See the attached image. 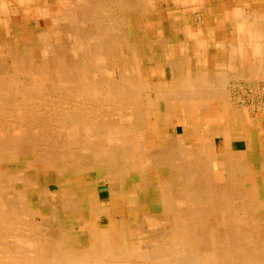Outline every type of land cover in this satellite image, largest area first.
<instances>
[{
  "label": "bare ground",
  "instance_id": "6f19581e",
  "mask_svg": "<svg viewBox=\"0 0 264 264\" xmlns=\"http://www.w3.org/2000/svg\"><path fill=\"white\" fill-rule=\"evenodd\" d=\"M25 1L30 2V0ZM138 1L139 0H135L136 4L129 7L133 8L132 12L134 16L132 20L135 25L134 30L136 35H144L154 39L158 34L156 35V30L153 29L154 27L152 26L157 25L146 24L143 19L148 13L152 16L154 14H161L162 11H159L158 8L154 7L155 9H153L147 7L145 4H141L144 3L141 0L137 5ZM61 4L62 7L55 12L54 18L49 19V17H47L48 21L44 27H47L48 30L44 31V33L42 32L43 34L41 35L39 34L36 39L40 44L39 51L42 57L40 60L36 61L37 63L32 62V64L35 63V65L40 67V71L38 70V74L40 75L38 80L35 82H28L29 80H26V77L19 80V77L17 78L16 75L5 77L4 80H2V77L0 78V119H13L12 117L11 119L9 118L13 116L11 112L14 110V106H27L30 101L32 102L34 100L42 106L41 114H37V118L35 119L37 122L35 125L37 126V130H39L37 134L39 133L42 139L49 134L53 137L64 135L69 138L70 133L74 134L76 129L72 118L63 117L55 119V117L51 116V120H46V118L41 117L46 104L55 108L59 105L58 103L61 102L65 103L67 108L71 110L77 107H86L88 109L90 106L95 107L99 105L101 108H105V110L102 109L103 111L101 110L102 112L100 113L101 116H104V118H102L104 121L103 127H94L91 124V120H83V125H85L86 128L84 129L86 135L81 139V143L78 144L77 149H69L68 163L80 160L86 161L87 163L93 162V164L100 166L104 164L103 167H105L106 172L102 176V182H106L109 185L110 191L109 202L104 204L103 207L106 213V215H104L106 216V226L104 229L99 228L98 220L101 216V207L97 200L98 197L96 198L88 193V183L90 184V182H93L95 179L91 176L93 171L87 165H84L82 168L77 165V167H72L71 165L75 180L74 185L76 187L73 191L75 192V189H77V191L83 195L82 202L86 201L83 207L85 213L81 215L82 218L74 215L77 213L75 204L78 201L72 199L73 193L66 191L67 193L63 194V196H65L63 201L71 207L74 213L73 215L78 217L77 221H79V224H83L78 227L73 226L72 229L76 230V233L79 235L86 236V243L80 244L79 246L70 244L71 237L76 235L62 230L60 222L52 221L43 224L45 225V230L43 232V237H40V239L42 240V238H44L47 244L46 249L42 247V251L45 250L44 254L39 255L38 251L34 250V246L27 247V244H25L23 247H20L21 245L18 246L17 243L13 242L16 238L17 231L16 229L10 231L14 224L13 221H9L10 219L7 218L11 214V210L10 214H8L9 212L6 213L0 209V236L3 233L4 237H14L11 243L12 247H10L8 243V250L13 253L7 254L6 249L3 254H0V264H232L231 262H234V264H264V158L262 157L263 160L260 163L258 162V167L254 165L240 167L238 163L234 164V162L238 160L241 161V158H248L250 155L246 153L235 155L225 154L222 156L221 160H217L216 155L209 153L211 151L209 145L205 144L202 139L201 142L198 143L197 150L191 148L192 142L196 141V138H193L196 137V135L191 136L185 134L186 128L184 130V135L181 134L183 136L171 137L169 139L167 138L168 136L163 137V142L161 143L162 150L154 154L153 149L157 148V138L155 134L165 132L162 126H172L170 125L169 111L176 108L183 110L184 104L187 102L186 95L179 90L176 93L157 94L155 98H151L150 95L144 96V91L150 87H148V83L145 81L146 78L143 73L141 74L140 68L137 66V59H140L139 55L132 54L129 58L123 60L121 54L117 53L116 50L118 42H120L121 39L120 36L124 30L122 29L123 21L121 13L122 11L124 12V9L125 12L130 10L122 5L121 0H67V2H62ZM81 14H84L82 20L85 19V23L82 25L77 23L79 20L78 17ZM37 15L45 17L46 11L41 10ZM62 23L68 25L65 27L68 28L67 41L70 44L69 47L72 55V61L70 63L72 64V68L68 67L67 69L64 68L65 66L61 65L60 62L59 51L61 49V38H59L58 35L56 36V33H54L55 35H50L49 30L50 28H57L58 24L61 25ZM260 25L258 24V27ZM78 26L81 27V30L78 29ZM131 42L133 41L131 40ZM149 42L150 44L154 43V40ZM127 43L129 44V42ZM21 45L22 44L19 46ZM133 46L131 45L132 48H134ZM188 47L187 49H189ZM130 49L128 52L131 53ZM24 58L23 60H25ZM182 62L183 61L180 59L178 62L176 61L173 63V69L181 71ZM147 63L149 69L155 67L152 57L148 58ZM32 64L29 63L26 67L22 65L20 67H14L18 70L14 69L13 73L21 75L22 72L20 69H23L24 72H28ZM245 64L246 63H244V65ZM0 65L3 66V64ZM142 65H144V63ZM110 68L115 69L112 71V74L116 73L115 77L107 74L105 75L104 72L108 73V69ZM94 73H103L102 79H95ZM181 79L182 73H179L177 77L173 76L171 85H179L180 89L183 85L182 83H184V80L182 79V81ZM246 79L247 78H245V80ZM19 91H21V93ZM97 91L98 99L91 100L92 97L96 98ZM16 92L20 94L18 95ZM191 92L194 93L192 95L190 94L191 97L188 102H192L197 106L198 100L202 98L200 97L201 93L195 90ZM67 94L70 99L66 103L63 97L65 98ZM56 97H58L57 100ZM77 102L80 104L78 105ZM158 102L164 103V110L162 112L159 111L160 107L158 106ZM166 109L168 110L166 111ZM159 112L162 115H160ZM31 117L33 116H30V118ZM159 118L162 122V126H159L160 130H157L154 128V122L151 121H155V119L159 121ZM198 118L200 119V117ZM17 119L14 120L17 121ZM115 121H117V123ZM180 121L179 119L178 122ZM140 124L145 127L143 131L139 130L141 129ZM26 128V131L25 128L24 131L22 130L23 135H25V132L31 131L34 127L27 125ZM195 128L194 126L190 134L192 132L194 134L195 132L197 133V129ZM22 132L14 131V135H20ZM1 134L8 135L9 132L7 131ZM47 138L48 137H46V139ZM91 138L100 139L102 142L101 148L91 147L89 143ZM159 141H161V139ZM53 142L54 145H56L57 142L54 140ZM77 142L78 141L68 140L65 144L63 143V146L70 148L72 145L75 146ZM29 143H31V140ZM57 145L59 144L57 143ZM144 147L148 149L149 153L154 154V156L150 158L151 165L148 167L151 169L155 166V171L162 169L170 175H175L178 178L176 182L171 181L172 183L170 184H167V182L161 185L158 184L160 181L159 179H161L160 177L151 179L146 172L143 173L139 154L142 153V148ZM260 152L261 156L264 155V146ZM50 155L52 156L53 154ZM47 157L46 155L41 157L43 168L46 169L48 168ZM53 160L54 158L52 161ZM131 173L135 174L137 177L136 181L133 183V189L136 188L135 192H139L141 189L144 190L150 185L153 186V184L160 187L157 188L160 189L162 193L163 211L161 213H163L164 218L162 221L161 219L156 221L153 218L157 224L155 221H150L140 216L143 213L140 208L138 212L135 211L137 212L135 215L136 217H134L135 221L129 222L128 219L133 218L131 214L134 215V212H131L132 210L130 208L135 206L131 205L132 202L128 201L124 194L125 192H122L126 177ZM53 174H58V172H54ZM95 184L97 183H94V185ZM258 186L260 188L259 190L262 192L261 195V192H257ZM173 188H176L175 193L178 195V202L171 198ZM115 191H117V194ZM127 191L128 189L126 192ZM36 193H38V191ZM150 200L148 201L151 202ZM124 204L125 206L127 204L129 206L131 205V207L129 208L128 206L129 209L124 210ZM137 206H139L138 203ZM32 208L33 207H31V209ZM24 212L25 210L23 213ZM83 218L86 220H83ZM29 224H31V222ZM160 227L165 228L163 229V235H167L165 239L168 240V243L158 241L156 234L160 231L155 230ZM64 228L65 227H63V229ZM48 229L51 234L53 232L54 236H57L58 239H53L54 236L52 238L51 236H46L47 233H50L47 231ZM48 240L50 242H48ZM194 248L199 252L196 250L194 252Z\"/></svg>",
  "mask_w": 264,
  "mask_h": 264
},
{
  "label": "rangeland",
  "instance_id": "374dc122",
  "mask_svg": "<svg viewBox=\"0 0 264 264\" xmlns=\"http://www.w3.org/2000/svg\"><path fill=\"white\" fill-rule=\"evenodd\" d=\"M141 1L144 2L141 4H145L149 8H153V9L158 8L159 11L160 10L162 11L161 14H154L152 16L150 15V13H148L143 19L144 23L149 24V25H155L157 23V25H159V26L158 27L152 26V27H154L153 29L159 28V30H160L162 28V30L165 31V32L163 31V33H165V37L168 39L171 38V35H174V39L179 38V34H176V32H175V34H176L175 35L174 33L170 34V31H168L169 28L173 29L174 27H173V25H170V23H169L170 20L168 19L167 16H175L177 14V12L166 11L164 9L165 3L163 0H155L154 2H149V0H141ZM62 2H67V0H62V1L45 0L39 4L34 3V7L38 6V8L32 7L29 9L28 8L25 9V8H21L22 6L27 5V4H25V2H22V0H8L7 2H5L6 8L3 6L2 10H1V4L2 3L0 2V30H1L0 31V64H3V66H4L3 67L2 65H0V70H1L0 71V78L2 77V80H4L5 77L11 76V75H16L17 78L19 77L18 78L19 80L23 79V77L24 78L26 77V80L27 79L29 80L28 82H35L36 80H38V78L40 76L38 74L40 71V67L35 65V63H37L36 61L40 60L42 56H41V52L39 51L40 50V44H39V42H37L36 39H37V36L39 34L41 35L44 33V31L48 30L47 27H44V25L48 21L47 17H49V19L54 18L55 12H57L62 7V4H61ZM139 2H140V0L137 2V5L139 4ZM9 3H11V4H9ZM121 3L124 7H127V8H129L133 4H136L135 0L134 1H132V0H121ZM29 5L31 6L32 4L30 3ZM7 6H8V8H7ZM129 9H130L129 11L128 10L126 11L127 13L125 12V9H124V12L122 11V13H121V18L123 21L122 29H124V30H123L122 35L120 36L121 39H120V42H118V46L116 47V50H117V53L121 54V56L123 57V60L126 58H129V56L132 54L139 55L140 59H137V61H138L137 66H138V68H140L141 74L143 73L144 77L146 78L145 81L148 83V87H150V88L146 89V91H144L143 94H144V96L150 95L152 98H155V95L158 94L159 91L156 90V88L154 87V84L156 85V83L157 82L159 83L160 81H166V80L170 81L171 80L169 68H166L165 74H160V71H159L163 68V66L165 64L162 62L163 59L161 58V54H160L161 49L163 48V47H161V45H166L165 46L166 50H172V46H171V44L169 46L167 43L165 44V41L163 42V44H161L157 40V37L155 38L156 40H154V43L150 44L149 41H151L152 38H150L148 36L146 37L144 35L137 36L136 32L134 30L135 25H134L133 20H132L133 19L132 17L134 16V13L132 12L133 8H129ZM41 10L46 11V16H45L46 18L44 16L37 15L38 13H40ZM197 15H198V13L195 12L194 16H197ZM82 18H84V14H81L78 17L79 20L77 23L80 25L85 23V19L82 20ZM161 19L163 20V24H161V22H160ZM65 26H68V25H65L62 23L61 25L58 24L57 28H50L49 30H50V35H55L54 33H56V36L58 35L59 38H61V41H62L61 45H60L61 49L59 51L60 62H61V65L65 66L64 68L67 69L68 67L72 68V64H70L72 61V55H71L70 47H69L70 44L67 41L68 40L67 39V37H68V35H67L68 30L67 29L68 28ZM80 28L81 27L78 26V29H80ZM142 36L144 37V39ZM153 37H155V36H153ZM130 38H132V39H130ZM131 40L133 42H131ZM138 41L140 43L142 42L141 44L143 46ZM127 42H129V44ZM20 44H22V45L19 46ZM133 44H134V46H133ZM63 45L65 46V48ZM131 45L134 48H132ZM210 46H212L211 43L209 44V48H210ZM28 48L30 51L28 50ZM31 48H32V50H31ZM130 48H132V49H130ZM129 49H130L131 53L128 52ZM20 56H21V60H20ZM150 57H152V60L154 61V65L155 64L157 65L156 67H154V69H149L147 60ZM23 58L25 60H23ZM142 58H143V61H142ZM63 60H65V61H63ZM247 60L249 61L250 59L248 58ZM210 61H211L210 66L212 67L213 66V64H212L213 60L211 59ZM32 62H35V63L32 64ZM249 62L251 64L254 63L253 67H254V70L256 71L258 69V65H260L262 62H264V57L263 58H253ZM29 63L32 64V67L30 68V70L28 72H24L23 69H20V71L22 72L21 75L13 73L14 72L13 70L16 69L14 67H17V66L20 67L21 65L26 67V66H28L27 64H29ZM143 63H144V65H142ZM158 68H160V69H158ZM16 70H18V69H16ZM114 70H115L114 68H110V69H108L109 74L107 72H104V73H105V75L107 74L109 76L111 75V76L115 77L116 73L112 74V71H114ZM16 72H18V71H16ZM94 75H95V79H102L103 73L102 74L94 73ZM247 79L245 80L244 77L243 78L237 77V79H234L233 80L234 82L232 81L230 83V87L228 88V89H230L229 90V97L231 98L230 101L232 100L231 103H234L235 107L238 110L240 109V111L247 113L249 116L253 117V116L257 115V113H261L262 110L260 109L258 111H256V110L250 111L247 108L242 107L240 104H241V100L243 98H245L247 93H248V95L251 94V90L254 91L256 87H263L262 89H264V72L262 74L257 72L252 77H247ZM242 87H243V89H242ZM259 89H261V88H259ZM19 92L21 93V91H19ZM19 92H16V94L19 95L20 94ZM97 93H98V91L96 92V98L92 97L91 100L98 99ZM10 94H12V93H10ZM18 99H20V98H18ZM57 99H58V97H56V100ZM69 99L70 98L68 97V94L65 96V98L63 97V100H65L66 103L68 102ZM263 99H264V97H263ZM47 102L50 103L49 101H47ZM29 103L27 106H22V107H20V105L14 106L13 107L14 110L11 112L13 116H10V118H9V119H11V117H12L13 119H11V120L0 119V135H1L0 136V164H1L0 165V168H1L0 169V175H1L0 176V209H2V211L6 212V213L9 212L8 214H10V210H11V214L7 217L10 219L9 221L14 222L13 227L10 231H12L14 229H16V231H17L15 239H14V237H11V238L4 237V235L2 233V235L0 236V254H3L4 251H6V249H7V251H6L7 254L13 253V252H10L8 250V243H9L10 247H12L11 243H12V240L14 239L13 242L17 243L18 246L21 245L20 247H23V245H25V244H27L26 245L27 247H33L34 246V248H35L34 250L38 251L39 255H43L45 250L42 251V247L46 249V244H47V242L44 240V238H42V240L40 239V237H43V235H44L43 232L45 230V228H44L45 225H43V224L50 223L52 221L60 222L62 230H64L65 232L67 231L68 233H70L72 235H76V236L71 237V241H70L71 243L70 244H72L74 246H79L80 244L86 243L87 237L79 235L78 233H76V230L72 229L73 226L78 227V226L83 225V224H79V221H77V220H78V217L82 218L81 215H84L85 211H84L83 207L85 206L84 204L86 202V201L82 202L83 195L79 191H77V189H75V192L73 191L74 188H76V187L74 185L75 180H74L73 173H72L73 172L72 167L76 166V165L80 166V168H82L84 165H87L93 171L92 172L93 175L91 174V176H92V178H95V179L93 182H90V184L88 183V185H89L88 186L89 187L88 193H89V195L95 196L96 198L98 197L97 200H98L100 207H101L100 208L101 209V216L99 217L100 219L98 220L99 228L104 229L106 226V224H105L106 216H104V215H106V213L104 212L105 210L103 207H104V204L109 202L108 200L110 199V191H109V185L106 182H102V179H103L102 176L106 172L105 167H103L104 164H101V166H100V165L93 164V162L87 163L86 161H80V160L73 162V163H68L69 162V159H68L69 158V149H72V150L77 149L78 144L81 143V139L84 138L86 135L84 132L85 131L84 129H86V128H85V125H83L84 124L83 120H86V121L91 120V124L94 127H98V128L103 127L104 121L102 120V118H104V116L103 115L101 116L100 113L103 111L102 109L105 110V108L104 107L101 108L99 105V106H95V107L90 106V108H88V109L86 107H82V108L77 107L76 109L71 110V109L67 108L65 103H61V102H59L58 103L59 105L55 108L50 106L49 104H46L44 106L45 110H43L41 117L46 118V120L47 119L51 120L52 117H55V119L56 118H63V117H66L69 119L72 118L74 126L76 127V129H75L74 134L70 133L69 138H67L64 135L53 137L51 134H49V135L45 136V138L43 137V139H42V136H40L39 133L37 134V132H39V130H37V126L35 125V124H37V122L35 120L37 118L36 116H37V114L38 115L41 114L42 106L34 100L30 104ZM77 103H78V105L80 104L79 102H77ZM95 108H96V110H95ZM161 109L162 110L164 109L162 105H161ZM250 113H252V114H250ZM29 115L33 116V117L30 118ZM48 116H49V118H48ZM21 118L23 119V121ZM247 118L244 121V123H245L244 125H246L247 127L249 126L248 131H250L251 142L248 144L251 145V148L253 150L252 155L249 157H250V161L252 162L251 164L254 165L255 167H258V164L263 160L262 157L264 158V155L261 156L260 155L261 153H259L261 151L260 147L263 148V146H264V118L259 120V121L255 120V119H252L250 121ZM14 119H17V121ZM25 119H26V121H25ZM17 122L19 125L17 124ZM115 122L117 123V121H115ZM250 123H252V124H250ZM30 124H32V125H30ZM77 124H78V126H77ZM141 124H143V123H141ZM141 124H140L141 129H139V130L143 131V128H145V127ZM27 125L33 126L34 128L31 129V131L25 132V135H23L22 130L24 131V128H25V131H26ZM198 125H200V124L198 123ZM190 126L191 127L196 126V123L191 121ZM10 128H12V129H10ZM13 130L19 131V132L21 131L22 133H20V135H14ZM7 131L9 132L10 135L9 134L8 135H2L1 134L4 132H7ZM259 135H261V136L258 137ZM46 137H48V138L46 139ZM32 139H34V140H32ZM40 139H41V141H40ZM52 139L55 142H57L59 145H57V143H56V145H54V142ZM30 140H31V143H29ZM43 140L44 141L46 140L45 143ZM68 140H71V141L73 140V141H78V142L75 144V146L72 145V147L66 148L63 146V143L65 144L66 141H68ZM159 140L160 139L157 138V142H159ZM32 141H34V142H32ZM89 143H90V146L94 147V148L95 147L101 148V146H102V142L100 139L98 140V139L91 138V140H89ZM9 145H11V146H9ZM148 148H149V146H148ZM142 149L144 150L145 153L142 150V153L139 155H140L141 165L143 167V169H142L143 173L146 172V174H148V177L151 179L152 178L156 179V177L157 178L160 177L161 179H159L160 181L158 184H161V185H164L167 182H168L167 184H170V183L176 182L178 180V178L175 175H170L169 173H167L166 171H163L162 169H160L161 171L160 170L155 171V169H154L155 166L151 169L149 168L151 165L150 158L152 156H154V154L156 152H160V150H162L160 143H157V148L153 149L154 154L149 153L148 149L145 147ZM50 154H53V155L51 156ZM43 155L48 156L47 157L48 158V162H47L48 168L47 169L43 168V165L41 163V161H42L41 157ZM52 157L54 158L53 161H52V159H53ZM50 162H52V163H50ZM18 164H20V165H18ZM71 165H72V167H71ZM54 172H56V173L58 172V174H53ZM42 173H44V174H42ZM134 175L135 174L131 173L126 177V180H125L126 182H125L123 192H122V193L125 192L124 194H125L126 198L128 199V201L133 203V204L131 203V205L135 206V207H131V205L129 206L127 204L126 205L127 207H126L124 204V208H123L124 210H126V209L128 210L131 207L130 209L132 211L131 210L130 211L134 212V215L131 214V217L133 216V218H129V219L127 218V219L129 220V222L130 221L134 222L135 221L134 217H136L135 215L137 214L138 209L140 208L141 212H143L140 216H142L143 218L145 217L146 219H149L150 221H155V220L157 221L160 219L162 221L164 218V215H163V213H161L163 211L162 193H161V190L157 188L159 186L153 184V186L150 185L148 188H145L144 190L141 189L139 192H135L136 188L133 189L134 188L133 183H134V181H136L137 177H136V175L135 176ZM20 176L23 179H21ZM131 181H133V182H131ZM94 183H97V184L94 185ZM5 185H7V186H5ZM161 187H163V186H161ZM127 189L129 192L128 191L126 192ZM259 189L260 188L258 186L257 192H261ZM37 191H38V193H36ZM66 191H70L71 193H73L72 199H75L78 201L75 204V207L77 209L76 214H74L72 212L71 207H69L67 205V203H65V201H63V198L65 197V196H63V194L67 193ZM175 191H176V188H173L172 193H171V198H172V200L178 202V198H177L178 195L175 193ZM115 192L117 194V191H115ZM115 192H114V194H115ZM261 194H262V192L260 193V195ZM10 195H11V197H10ZM28 196H29V198H28ZM154 196H155V198H154ZM150 198H151V200H150ZM104 199H106V200H104ZM148 200H150L151 202H149ZM42 202H44V203H42ZM137 203L139 204V206H137ZM153 203H155V204H153ZM46 206H47V208H46ZM128 206H129V208H128ZM31 207H33V208L31 209ZM41 207H43V208H41ZM43 209H44V211H43ZM64 209H66V210H64ZM24 210H25V212L23 213ZM59 211H60V213H59ZM135 211H137V212H135ZM73 214L77 215L78 217L74 216ZM76 217H77V219H76ZM69 219H70V221H69ZM83 220H86V219L83 218ZM156 221H155V223H156ZM30 222H31V224H29ZM41 223H42V225H41ZM63 227H65V228L63 229ZM163 229H165V228L160 227V228H157L155 230V231H157V230L160 231L159 233L156 234L157 239H158V241H161L162 243H168V240L165 239L167 237V235H165V234L163 235V233H164ZM47 231L50 232L49 229ZM49 234H51V232L47 233L46 236H51V238L54 236L53 232L51 235H49ZM54 237H53V239L57 238V236H54ZM48 242H50V241L48 240ZM194 245H196V244H194ZM195 250L198 251L197 249L194 248L193 251L195 252ZM231 263L234 264V262H231ZM236 264H239V263H236Z\"/></svg>",
  "mask_w": 264,
  "mask_h": 264
},
{
  "label": "crops",
  "instance_id": "0c3cea01",
  "mask_svg": "<svg viewBox=\"0 0 264 264\" xmlns=\"http://www.w3.org/2000/svg\"><path fill=\"white\" fill-rule=\"evenodd\" d=\"M6 1L8 0L0 1L2 3L1 10L3 9V6L5 7ZM43 1L45 0H30V2L22 0V2H25L27 5H24L21 8H38V6L34 7V3L39 4ZM154 1L155 0H149V2ZM163 1L165 3L164 9L166 11L177 12L175 16H168V19L170 18V21L168 20L170 25L174 24V28H169L168 31H170V34H175L176 32V34H179V38L174 39V35H172L168 40L165 37V33H163L164 30H162V28L160 30L159 28L155 29L156 35L158 34L157 40H159L161 44H163L165 41V44L167 43L168 46L171 44L172 46V50H166V45H161L163 48L161 49L160 54L161 58L163 59L162 62L165 64L159 71L160 74H165L166 68L169 67L171 79L173 76L177 77L179 73H182V79L184 80V83H182L183 85L180 87V89L179 85H171V80L160 81L159 83L157 82L156 85L154 84V87L159 91V95L161 93H176L180 90L186 95L187 102H185L183 110L176 108L169 111L170 125L172 126H162L160 118L159 121L156 119L155 121H151L154 122L155 129L160 130L159 126H162V129L165 131L164 133L159 132L160 134H155L156 138L161 139V141L157 143L161 144L163 142V137L168 136L167 138L169 139L171 137L183 136L184 130L186 128L185 134L191 136L196 135V137H193L196 138V141L192 142V147H189L197 150L199 145L198 143H200L202 139L205 144L209 145L211 150L209 153L216 155L217 160H221L222 156L225 154L235 155L246 153L251 156L253 150L251 145L248 144L251 142L250 131H248V127L244 125V121L249 115L240 111V109L238 110L234 103H231V101L229 102L230 97L228 90L230 89L228 88L230 87V83L234 79H237V77L243 78L245 76L244 78H247L252 77L257 72L261 74L264 72V62L258 65V69L256 71L253 67L254 63L251 64L249 62L253 58L264 57V0ZM30 3H32L31 6L29 5ZM195 12L198 13L197 16H194ZM160 22L163 24L162 19ZM258 24L260 25L259 27ZM152 40L156 39L154 38ZM210 43L212 46L209 48ZM187 47L189 49H187ZM248 58L250 59L249 61L247 60ZM180 59L183 61V64L181 65L182 70L177 71L176 69H173L172 64L176 61L178 62ZM211 59H213L212 67L210 66ZM244 63L246 64L244 65ZM154 66L156 67L157 65L155 64ZM194 90L198 93H201L200 97H202L198 100L197 106L192 102H188L191 95L194 93L191 91ZM222 94L227 95L223 96ZM161 105L163 106L164 103L158 102V106L160 108ZM160 108L159 111L162 112L164 109L162 110ZM167 110L168 109H166V111ZM159 114L162 115L160 112ZM198 117H200V119ZM263 118L264 112L262 111L253 117L249 116L247 119L250 121L252 119L259 121ZM179 119L181 120L180 122H178ZM191 121L197 124L195 126L197 133L195 132V134L193 132L190 134L191 130L194 129V126L191 127L189 125ZM198 123L200 125H198ZM260 136L261 135L258 137ZM260 150H262V147H260ZM237 163L240 167L252 165L250 157L241 158V161L238 160L234 162V164Z\"/></svg>",
  "mask_w": 264,
  "mask_h": 264
},
{
  "label": "built area",
  "instance_id": "2783aa9c",
  "mask_svg": "<svg viewBox=\"0 0 264 264\" xmlns=\"http://www.w3.org/2000/svg\"><path fill=\"white\" fill-rule=\"evenodd\" d=\"M261 88V89H259ZM263 87H256L255 90H251L250 95H246L245 98L241 100V106L247 108L250 111H264V89ZM257 108V109H256Z\"/></svg>",
  "mask_w": 264,
  "mask_h": 264
}]
</instances>
